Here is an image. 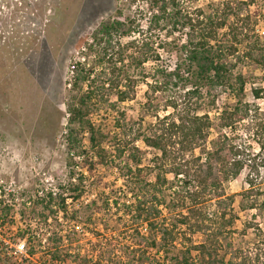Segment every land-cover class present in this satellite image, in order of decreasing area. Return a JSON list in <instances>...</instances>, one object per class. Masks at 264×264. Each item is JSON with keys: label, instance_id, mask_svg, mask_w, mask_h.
<instances>
[{"label": "trees", "instance_id": "1", "mask_svg": "<svg viewBox=\"0 0 264 264\" xmlns=\"http://www.w3.org/2000/svg\"><path fill=\"white\" fill-rule=\"evenodd\" d=\"M143 1L146 9L103 22L78 43L85 58L71 67L65 99L68 180L34 195L0 184V264H105L100 242L122 238L125 264H227L220 251L223 232L210 231L211 222L224 220L227 213H209L206 202L221 200L223 184L247 167L264 169V141L253 154L234 136L251 112L243 100L247 79L236 69L243 59L263 66L264 47L250 15L242 14L248 5L244 1L228 3L222 18L200 9L190 14L181 0ZM181 30L187 32L185 40L176 43L173 38ZM115 35L120 37L117 45ZM246 42L254 47L241 54ZM256 49L262 55H255ZM163 53L175 63L162 64ZM150 60L158 62L152 83L147 81ZM142 82L154 95L176 90L183 99L169 96L164 108L172 112L156 115L148 133L134 132L126 114L125 138L120 119L115 131H108L97 117L103 110L118 113V104L132 101ZM227 92L235 101L219 109L217 101ZM254 94L261 98L259 91ZM148 103L151 107L152 98ZM216 110L214 120L211 111ZM139 141L157 152L152 167L143 166ZM107 170L117 172L115 180L108 179ZM247 180L246 195L255 189L250 173ZM86 192L96 198L76 208ZM15 226L16 232L3 234ZM89 233L93 249H73ZM195 234H205V239L195 243L189 237ZM15 242L23 244V257L11 252Z\"/></svg>", "mask_w": 264, "mask_h": 264}, {"label": "rangeland", "instance_id": "2", "mask_svg": "<svg viewBox=\"0 0 264 264\" xmlns=\"http://www.w3.org/2000/svg\"><path fill=\"white\" fill-rule=\"evenodd\" d=\"M240 1L248 3L242 14L250 15L251 28L259 37V45L264 47V0H181L180 4L190 14L200 9L207 15L216 14L222 18L228 12L225 11L228 3L238 4ZM130 4L131 0H0V184L6 189L34 195L68 180V150L64 142L68 127L65 99L70 94L71 67L85 58L77 48L78 43L96 32L101 23L114 18L123 20L125 15L139 7L146 9V2L137 0L131 4L129 12ZM147 17L142 20L145 30ZM186 34V31H178L173 40L181 43ZM115 36L114 44L117 45L120 37ZM251 47H254L253 43L241 45V54ZM255 55L262 53L256 49ZM157 63L150 60L146 65L150 74L147 81L151 83ZM174 63L175 59L162 54V64ZM236 72L247 79L243 100L250 105L251 112L247 121L238 126L234 136L248 153L256 154L260 141H264V65L243 59ZM255 91H259L261 98L255 97ZM181 95L176 90L154 95L147 82H142L132 101L118 104V113L103 110L97 120L103 122L108 131L114 132V125L120 119V131L125 138L126 114V121L134 132L148 133L156 115L172 112L164 108L168 97L182 98ZM234 97L230 92L222 93L217 107L220 109L234 103ZM114 98L112 95L111 101ZM151 98L152 106L149 107ZM211 115L215 120L217 110L211 111ZM137 144L145 151L143 166L152 167L157 152L145 147L141 141ZM247 165L251 163L247 162ZM248 173L255 182V189L246 195ZM116 176V171L107 170L108 179L115 180ZM168 178L172 180L173 175L169 174ZM220 193L223 195L221 200L206 202V211L218 212L217 215L227 213L224 220L217 216L218 220L211 222L210 227V231L220 228L223 232L219 241L226 263L264 264V169L247 167L239 178L224 183ZM117 197L125 201L123 195ZM95 198L94 194L86 192L74 206H85ZM102 218L106 216L100 218L99 224L103 223ZM229 218H235L233 224H226ZM21 224L17 222V225ZM223 225L225 227L222 228ZM96 227L100 228V225ZM16 228L12 227L3 234H13ZM189 237L199 243L205 239V234ZM94 242L89 233L81 237L80 245L74 244L73 249L80 247L87 253L93 249ZM101 243L106 253L102 258L105 264H125V238L102 240ZM177 245L181 247L180 240ZM11 252L20 258L25 249L21 242H15L11 244ZM42 261L48 260L43 258Z\"/></svg>", "mask_w": 264, "mask_h": 264}, {"label": "built area", "instance_id": "3", "mask_svg": "<svg viewBox=\"0 0 264 264\" xmlns=\"http://www.w3.org/2000/svg\"><path fill=\"white\" fill-rule=\"evenodd\" d=\"M22 247H23V244H22ZM24 249V248H23Z\"/></svg>", "mask_w": 264, "mask_h": 264}]
</instances>
